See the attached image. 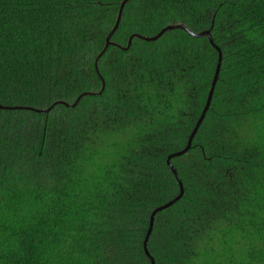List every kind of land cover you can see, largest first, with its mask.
Wrapping results in <instances>:
<instances>
[{"label":"trees","instance_id":"obj_1","mask_svg":"<svg viewBox=\"0 0 264 264\" xmlns=\"http://www.w3.org/2000/svg\"><path fill=\"white\" fill-rule=\"evenodd\" d=\"M123 1L0 0V264H150L179 183L154 264H264V0H130L99 57ZM168 26L222 55L171 159L218 53Z\"/></svg>","mask_w":264,"mask_h":264},{"label":"water","instance_id":"obj_2","mask_svg":"<svg viewBox=\"0 0 264 264\" xmlns=\"http://www.w3.org/2000/svg\"><path fill=\"white\" fill-rule=\"evenodd\" d=\"M130 0H124L121 5H120V8H119V12H118V16H117V20L115 22V25L113 27V29L110 31V33L108 34V36L106 37V40H105V46L103 48V51L101 52V54L99 55V57L106 51V49L108 48V46L111 44L110 43V40L112 38V36L114 35V33L116 32L118 26H119V23H120V19H121V15H122V11H123V8L124 6L126 5V3H128ZM176 29H182V30H185L187 32V34L193 38H202V37H206L208 38L209 40V43L211 44L212 47L216 48L215 45L213 44V41L211 40V36H210V31H205V32H202V33H199V34H193L191 33L190 31H188L187 29H185L184 27L182 26H168L167 28H165L164 30H162L158 35H156L155 37H152V38H141V37H138L142 40H145L147 42H153V41H156L158 40L165 32L167 31H172V30H176ZM136 37V36H135ZM133 38V37H132ZM129 40L128 42V45L125 49H127L129 46H130V43H131V39ZM217 50V53H218V58H217V64H216V68H215V71H214V75H213V79H212V83H211V86H210V90H209V93H208V96H207V99H206V102L204 104V107L202 109V112L199 116V119L197 120L192 132L190 133L189 137H188V140H187V144L185 146V148L180 151V152H177L173 155H171L169 157V159L171 158H175V157H180L184 154H186L190 147H191V144H192V141L200 127V125L202 124L204 118H205V115L206 113L208 112L209 110V107H210V104H211V100H212V97H213V92H214V89H215V86H216V83L218 81V76H219V73H220V68H221V62H222V55H221V52L216 48ZM88 94H83L82 96H80L76 102L73 104L72 107L76 106V104L79 102V100L81 99V97L83 96H86ZM0 109H8V108H2L0 107ZM19 109H26V110H32V109H27V108H19ZM9 110V109H8ZM50 109L48 110H45V111H36L38 113H46L48 112ZM168 165L170 166V164L168 163ZM170 170L172 172V174L174 175L176 181H179L178 179V176L176 174V171L170 166ZM179 187H180V193L179 195L174 199L172 200L171 202L161 206V207H158L157 209H155L151 216H150V219H149V226H148V230L146 232V235H145V239H144V243H143V247H144V251H145V254L146 256L149 258L150 260V264H154V261L153 259L150 257L146 247H147V242H148V239H149V236L151 234V231H152V227H153V222H154V217L157 213L169 208L170 206H172L174 203H176L177 201H179L183 195V191H182V186L181 184L179 183Z\"/></svg>","mask_w":264,"mask_h":264}]
</instances>
